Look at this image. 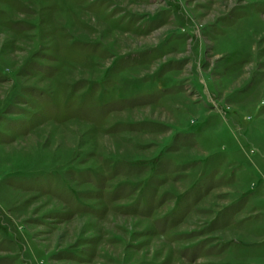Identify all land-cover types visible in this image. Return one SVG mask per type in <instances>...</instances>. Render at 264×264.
<instances>
[{
    "label": "rangeland",
    "instance_id": "rangeland-1",
    "mask_svg": "<svg viewBox=\"0 0 264 264\" xmlns=\"http://www.w3.org/2000/svg\"><path fill=\"white\" fill-rule=\"evenodd\" d=\"M0 264H264V0H0Z\"/></svg>",
    "mask_w": 264,
    "mask_h": 264
},
{
    "label": "crops",
    "instance_id": "crops-1",
    "mask_svg": "<svg viewBox=\"0 0 264 264\" xmlns=\"http://www.w3.org/2000/svg\"><path fill=\"white\" fill-rule=\"evenodd\" d=\"M224 148V151H218L216 152L217 154L221 153L220 155H227L229 156V153H230V148H229V145H227V143L223 142V146ZM229 148V150H227ZM232 152V151H231ZM241 186V185H240ZM243 186V185H242Z\"/></svg>",
    "mask_w": 264,
    "mask_h": 264
}]
</instances>
